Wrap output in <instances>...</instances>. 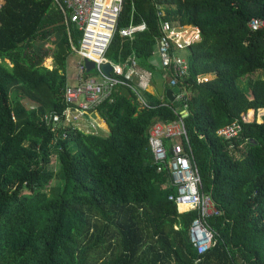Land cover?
Returning a JSON list of instances; mask_svg holds the SVG:
<instances>
[{"label":"trees","instance_id":"16d2710c","mask_svg":"<svg viewBox=\"0 0 264 264\" xmlns=\"http://www.w3.org/2000/svg\"><path fill=\"white\" fill-rule=\"evenodd\" d=\"M253 18L264 20V0H123L113 63L135 56L149 67L163 21L200 28L179 85L185 99L177 108L140 89L142 107L118 88L97 110L109 134L55 132L44 114L65 119L67 61L84 32L53 0H0V264H264V29L251 31ZM143 21L133 39L121 36ZM53 35L50 70L33 44ZM184 109L202 190L220 210L204 255L191 238L199 212L168 199L176 190L149 145L151 128ZM235 121L240 135L219 138ZM164 148L171 159L172 144Z\"/></svg>","mask_w":264,"mask_h":264},{"label":"built area","instance_id":"2783aa9c","mask_svg":"<svg viewBox=\"0 0 264 264\" xmlns=\"http://www.w3.org/2000/svg\"><path fill=\"white\" fill-rule=\"evenodd\" d=\"M60 8L67 22L74 23L84 32L79 47L73 50L82 57L80 62L81 76L85 78L78 85H69L65 92L67 108L65 119L58 114H44V119L52 122L53 131L68 127L78 128L86 133L102 131L101 123L93 116L105 101L112 100L118 88H128L136 92L142 107H148L139 90H146L149 85V75H139L135 57L130 58L128 70L126 66L111 62L107 57L113 43L121 14L123 0H53ZM147 29L146 22L130 23L122 28L120 34L124 38L133 39L136 32ZM249 29L253 32L264 29V20L253 18ZM162 34L157 38L156 50L161 60L163 76L170 82V86L180 88V83L189 75V62L180 55L189 47L200 43L201 30L196 25H175L170 21H163ZM94 61L100 77H87L85 60ZM110 63L113 71L107 76L102 66ZM139 77L138 85L134 84V77ZM200 79V78H199ZM201 82V81H200ZM181 90V89H180ZM185 94L175 95L177 102L183 101ZM187 106H185V109ZM181 111L179 120L172 123H156L149 133V145L154 161L170 173L171 183L176 193L168 195L174 201L180 212L198 210L199 214L191 228V238L200 255L209 252L214 245V235L210 228L209 219L218 215L213 197L202 190V177L189 147L184 118L186 110ZM242 131L237 121L231 126L218 131V137L224 141L237 138ZM172 144V158L168 157L164 142ZM187 145V146H185ZM186 207L181 209V207Z\"/></svg>","mask_w":264,"mask_h":264},{"label":"rangeland","instance_id":"374dc122","mask_svg":"<svg viewBox=\"0 0 264 264\" xmlns=\"http://www.w3.org/2000/svg\"><path fill=\"white\" fill-rule=\"evenodd\" d=\"M59 41L58 35H53L48 37V39L44 41H37L33 44V49L39 53V55L47 54L48 56L45 58L43 65L44 67L48 69H53L55 67V61H54V55L57 52V43ZM82 61V57L76 53L75 51L70 55L67 61V77H68V84L78 85L81 81V69H80V62ZM259 76V73L255 74V77ZM96 78H99L98 76H95ZM212 76L206 75V76H200L199 81L206 82L209 81V79ZM215 77V76H214ZM213 77V78H214ZM212 78V79H213ZM238 87L243 90V92H246V85L244 81H238ZM104 130H107V128H103ZM105 134H109L108 131H106Z\"/></svg>","mask_w":264,"mask_h":264},{"label":"crops","instance_id":"0c3cea01","mask_svg":"<svg viewBox=\"0 0 264 264\" xmlns=\"http://www.w3.org/2000/svg\"><path fill=\"white\" fill-rule=\"evenodd\" d=\"M170 22H172V21H170ZM175 25H179V24H175ZM156 45H157V43H156ZM156 45H155L153 56L149 62V67L138 66V60L136 58H135V60L137 62L139 75L140 76L143 74L149 75V78H148L149 79L148 80L149 85H148V88L146 90H148L152 94L158 96L160 99H164V98L168 99L167 91L171 89V86H170V82H168V80L166 78H164V76H163L164 71H163V68L161 66V60L157 54ZM180 55L184 56L188 60L187 50L180 53ZM132 57H135V56H132ZM132 57H130V58H132ZM130 58L125 63L118 64V65H124V66H126V70H128L127 66H129ZM207 75L212 76L210 79H212L214 77L213 74H207ZM204 76H206V75H204ZM81 80H82V78H81ZM138 82H139V77L135 76L134 77V84L137 86ZM94 115L95 114H93V116ZM97 120H98V122H100V121L103 122L105 124V127L107 128V130H104L102 128L103 129L102 132H104V133H106V131L109 132V127L107 126V123L105 122V120L100 116V114H99V119H97Z\"/></svg>","mask_w":264,"mask_h":264},{"label":"water","instance_id":"95a60500","mask_svg":"<svg viewBox=\"0 0 264 264\" xmlns=\"http://www.w3.org/2000/svg\"><path fill=\"white\" fill-rule=\"evenodd\" d=\"M85 65H86L87 71L89 73L97 70V68H98L97 64L94 61H90L88 59L85 60ZM102 70L107 76H110L112 71H113V66L110 63L104 64L102 66ZM180 92H181V90L179 87H174L173 89L171 88L170 90L167 91L168 101L173 103L177 108H180L181 104L175 100V95L180 94ZM121 93L127 97H130V95H131L130 90L128 88H125V87H123L121 89ZM96 116L99 117V113L94 115L95 118H96ZM96 119H98V118H96Z\"/></svg>","mask_w":264,"mask_h":264},{"label":"bare ground","instance_id":"6f19581e","mask_svg":"<svg viewBox=\"0 0 264 264\" xmlns=\"http://www.w3.org/2000/svg\"><path fill=\"white\" fill-rule=\"evenodd\" d=\"M102 128V127H101ZM181 209H183L182 207H181Z\"/></svg>","mask_w":264,"mask_h":264},{"label":"clouds","instance_id":"9594fccd","mask_svg":"<svg viewBox=\"0 0 264 264\" xmlns=\"http://www.w3.org/2000/svg\"><path fill=\"white\" fill-rule=\"evenodd\" d=\"M97 113H99V112L97 111Z\"/></svg>","mask_w":264,"mask_h":264}]
</instances>
